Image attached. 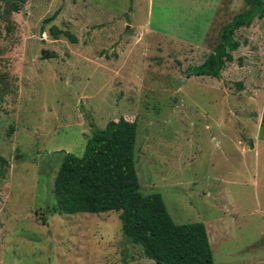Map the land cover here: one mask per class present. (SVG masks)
Listing matches in <instances>:
<instances>
[{
  "label": "rangeland",
  "instance_id": "1",
  "mask_svg": "<svg viewBox=\"0 0 264 264\" xmlns=\"http://www.w3.org/2000/svg\"><path fill=\"white\" fill-rule=\"evenodd\" d=\"M246 8L0 2V264H155L119 211L52 210L59 151L83 155L94 127L121 117L137 123L141 193L160 192L176 223L204 222L215 264H264V17L237 30L220 79L188 74Z\"/></svg>",
  "mask_w": 264,
  "mask_h": 264
},
{
  "label": "trees",
  "instance_id": "2",
  "mask_svg": "<svg viewBox=\"0 0 264 264\" xmlns=\"http://www.w3.org/2000/svg\"><path fill=\"white\" fill-rule=\"evenodd\" d=\"M11 1L15 11L25 2ZM244 1L247 8L221 27L218 44L203 63L188 69L190 76L222 77L227 62L233 61L232 51L242 45L237 30L264 17V0ZM67 35L75 41L69 32ZM136 140V121L121 117L104 128L94 127L83 155L59 151L64 156L55 180L57 203L52 210L67 214L119 211L124 236L140 244L155 264H215L204 222L176 223L160 192L141 193ZM9 166L7 158L0 156V177L6 176Z\"/></svg>",
  "mask_w": 264,
  "mask_h": 264
}]
</instances>
